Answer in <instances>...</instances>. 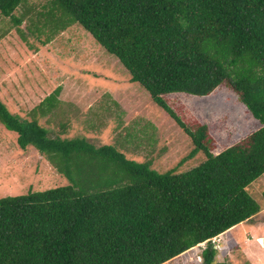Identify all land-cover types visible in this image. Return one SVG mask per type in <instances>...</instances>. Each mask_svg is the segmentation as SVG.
Instances as JSON below:
<instances>
[{"label":"trees","instance_id":"obj_1","mask_svg":"<svg viewBox=\"0 0 264 264\" xmlns=\"http://www.w3.org/2000/svg\"><path fill=\"white\" fill-rule=\"evenodd\" d=\"M25 1L0 0V15L24 41L26 32L48 30L46 44L78 22L190 136L183 160L200 151L204 158L161 172L151 158H128L120 143L51 136L37 115L56 105L61 85L31 119L0 99V121L19 146L35 148L69 180L0 197V264H162L204 241L201 264H228L211 239L261 210L247 187L264 174V0H49L24 29L30 12L14 11ZM224 81L262 126L214 153L207 125L192 129L163 96L207 95ZM132 131L126 142L140 138L141 129Z\"/></svg>","mask_w":264,"mask_h":264},{"label":"rangeland","instance_id":"obj_2","mask_svg":"<svg viewBox=\"0 0 264 264\" xmlns=\"http://www.w3.org/2000/svg\"><path fill=\"white\" fill-rule=\"evenodd\" d=\"M48 1L26 0L14 11L17 16L30 12L21 25L24 29L29 24V16L44 11ZM26 33L28 43L11 18L0 15V36L4 34L0 37V98L10 111L18 109L14 104L18 98L15 89L19 92L17 77L28 79L29 85L25 88L21 80L25 94L22 90L19 93L32 103L61 85L62 102L57 110L60 113L52 116L51 121H43L51 136H85L97 145L120 143L128 158L137 161L151 158L153 167L161 172L172 168L184 170L203 160L202 151L183 160L194 147L190 136L152 99L145 87L130 81V73L119 59L107 52L81 24L68 26L46 44L41 41L46 39L48 30L39 37ZM163 98L192 129L207 125V145L214 153L247 141L262 126L240 100L238 92L225 81L207 95L174 92ZM25 110L18 114L25 116ZM67 121L69 130L58 126ZM134 128L141 129L136 132L140 138L129 137L130 141L126 142V133L133 132ZM17 136L0 121V197L68 184L69 180L57 174L35 148L20 147ZM247 189L260 203L261 210L244 222V228L248 229L243 230L239 242L229 240L218 251L216 259L228 264L247 261L264 264V174ZM244 245H249L251 258L242 250ZM190 255H180L167 263L189 264Z\"/></svg>","mask_w":264,"mask_h":264},{"label":"crops","instance_id":"obj_3","mask_svg":"<svg viewBox=\"0 0 264 264\" xmlns=\"http://www.w3.org/2000/svg\"><path fill=\"white\" fill-rule=\"evenodd\" d=\"M8 73V71L7 72H4V74H7ZM24 75V74H23ZM21 80L23 81V85H24V88L25 87H27L28 85H29V83H28V79H24V78H22V79H19V77H17V82H16V84H17V86L19 87V92H21V90H22V92L25 94V91L23 90V85H21ZM25 81H27V82H25ZM11 84H13V83H11ZM13 87H14V89H15V85L13 84ZM15 91H16V95H17V97L18 98H16L17 100H16V103H14L15 105H17V107H18V109H17V111H11L12 113H14V114H18V113H22V110H23V108L24 109H26L24 112H25V116H22V115H20V114H18L19 116H21V117H23V118H27V119H31L32 117H33V113H34V108H35V106L37 105V104H39L45 97H43L42 99H40L38 102H36V103H32V101L31 100H25V99H27V98H23L22 96L20 97V93L15 89ZM62 91V90H61ZM60 94H61V92H60ZM59 94V95H60ZM1 99V98H0ZM58 102L56 103V105L50 110V111H48V112H46L45 114H41L40 112L38 113V115H37V117L39 118V122L42 124V125H44L43 124V121H45V122H47V121H51L52 120V116H55V115H58L60 112H57V110H59V104L62 102L61 100L62 99H60V97L58 96ZM2 100V99H1ZM3 101V100H2ZM4 103H5V105H6V102L5 101H3ZM20 104H24V105H28V106H31V107H28V106H26V107H21V105ZM7 106V105H6ZM9 109V108H8ZM57 112V113H56ZM71 118H74V116H71ZM68 123H70L69 121H68ZM45 126V125H44ZM58 126L59 127H61L62 128V124L60 123V124H58ZM46 127V126H45ZM47 129H48V127H46ZM60 128V131H63L62 129ZM69 130L70 129V126L68 125H66V128L64 129V130ZM65 132V131H64ZM245 222V221H244ZM244 222H241V223H239V224H237V225H235L234 227H231L229 230H227L226 232H224V233H222L221 235H219L222 239H223V243H224V247L225 246H227V242L229 241V240H231V241H234V242H239V236L240 235H243V230L245 231V230H247L248 228H244ZM241 242H243V240H240ZM251 244V243H250ZM249 244V245H250ZM249 245H244L245 246V248L244 249H242L243 251H244V253H246V256H248L249 258H251L250 257V253L248 252V249H247V246H249ZM248 253H249V255H248Z\"/></svg>","mask_w":264,"mask_h":264},{"label":"built area","instance_id":"obj_4","mask_svg":"<svg viewBox=\"0 0 264 264\" xmlns=\"http://www.w3.org/2000/svg\"><path fill=\"white\" fill-rule=\"evenodd\" d=\"M211 241H212V243L214 244V247H215L218 251L223 250L224 244H223V240L221 239L220 236L213 237V238L211 239ZM205 247H206V241L201 242L199 245L193 247L192 249H190V250L184 252V253L181 254V255H184V254H187V253H188V254H191L190 257H189V259L187 260L188 263H189V264H201L202 261H203V258H202L201 253H202V251H203V249H204ZM192 250H194V251H192ZM179 256H180V255H179ZM179 256H178V257H179ZM170 262H171V261H170ZM170 262H169V263L164 262V263H162V264H170Z\"/></svg>","mask_w":264,"mask_h":264},{"label":"bare ground","instance_id":"obj_5","mask_svg":"<svg viewBox=\"0 0 264 264\" xmlns=\"http://www.w3.org/2000/svg\"><path fill=\"white\" fill-rule=\"evenodd\" d=\"M260 241H263V239H262V238H260Z\"/></svg>","mask_w":264,"mask_h":264},{"label":"clouds","instance_id":"obj_6","mask_svg":"<svg viewBox=\"0 0 264 264\" xmlns=\"http://www.w3.org/2000/svg\"><path fill=\"white\" fill-rule=\"evenodd\" d=\"M218 251V250H217Z\"/></svg>","mask_w":264,"mask_h":264}]
</instances>
